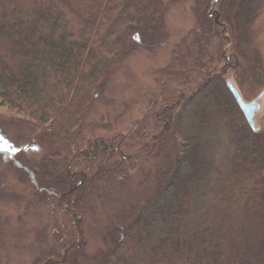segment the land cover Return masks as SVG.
Listing matches in <instances>:
<instances>
[{"label": "trees", "instance_id": "1", "mask_svg": "<svg viewBox=\"0 0 264 264\" xmlns=\"http://www.w3.org/2000/svg\"><path fill=\"white\" fill-rule=\"evenodd\" d=\"M178 1L0 0V107L6 110L0 127L31 136L14 137L13 147L22 142L45 150L36 163L20 149L0 150V164L28 184L29 205L47 201L58 218L55 245L32 264H81L86 191L95 182L129 181L138 164L158 168L156 191L129 224L109 234L94 264H245L230 235L244 208L264 219V133L249 127L223 73L235 71L245 102L264 90L252 29L262 0H193L195 36L187 55L202 61L204 71L205 43L214 37L224 44V64L205 70L193 91L163 99L154 134L128 143L118 134L99 136L102 124L84 121L130 54L166 40L165 13ZM186 57L172 54L163 73L172 74ZM219 124L231 154L227 176L215 185L218 208L209 211L198 203L211 181ZM168 149L176 156L172 170L158 165Z\"/></svg>", "mask_w": 264, "mask_h": 264}, {"label": "rangeland", "instance_id": "2", "mask_svg": "<svg viewBox=\"0 0 264 264\" xmlns=\"http://www.w3.org/2000/svg\"><path fill=\"white\" fill-rule=\"evenodd\" d=\"M192 7L193 0H179L169 6L164 18L168 34L166 40L153 51L137 49L114 72L84 119L86 123L102 124L103 129L97 135L118 134L128 143H136L141 136L154 134L159 127L157 115L163 107V99L173 98L181 91H193L206 77V71L220 70L224 64L220 58L224 44L214 37L205 43L209 57L206 71L199 67L202 61L194 55H187L195 36ZM258 7L259 15L252 29L264 66V0ZM177 52L181 59L187 56L186 64L172 74H164L172 54ZM223 74L225 82H230L238 90L235 71L227 69ZM259 95H262L260 109L254 116V123L258 131L264 133V90ZM5 111L4 107H0L1 115L6 114ZM25 133L28 132L20 133L15 127L2 126L0 145L7 150L20 149L36 163L40 161L44 149L26 147L22 142L12 146L14 137H31ZM211 152V181L206 197L198 203L199 208L205 207L204 210L209 211L218 208L214 195L219 189L215 185L227 176L231 154L222 124L212 136ZM175 157V152L168 149V158L158 165L172 170ZM156 173V166L138 164L129 174V181L118 182L115 187L95 182L86 191L82 223L85 256L81 264H94L107 248L109 234L116 227L126 226L138 215L156 191L152 179ZM0 174V264H32L36 258L46 256L55 245L58 218L47 201L29 205V186L21 182L12 169L1 163ZM230 242L233 253L243 254L247 259H244L245 264H264V219H257L246 208L242 209L231 231Z\"/></svg>", "mask_w": 264, "mask_h": 264}, {"label": "water", "instance_id": "3", "mask_svg": "<svg viewBox=\"0 0 264 264\" xmlns=\"http://www.w3.org/2000/svg\"><path fill=\"white\" fill-rule=\"evenodd\" d=\"M226 86L233 98L235 99L237 105L239 106L240 111L242 112V115L249 127L254 132H257L258 128L255 127L254 116L260 109L259 100L261 99L262 95H259L256 99L251 102H245L241 98V95L238 90L230 82H226Z\"/></svg>", "mask_w": 264, "mask_h": 264}, {"label": "snow or ice", "instance_id": "4", "mask_svg": "<svg viewBox=\"0 0 264 264\" xmlns=\"http://www.w3.org/2000/svg\"><path fill=\"white\" fill-rule=\"evenodd\" d=\"M0 150H7L6 148H4V146L3 145H0Z\"/></svg>", "mask_w": 264, "mask_h": 264}]
</instances>
